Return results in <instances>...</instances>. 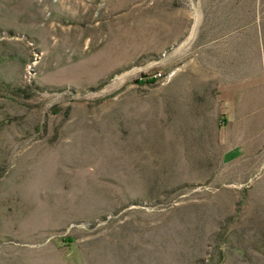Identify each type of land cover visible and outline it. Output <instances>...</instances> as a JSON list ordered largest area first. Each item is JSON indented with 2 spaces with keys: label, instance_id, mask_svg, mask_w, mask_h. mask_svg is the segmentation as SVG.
<instances>
[{
  "label": "rangeland",
  "instance_id": "rangeland-1",
  "mask_svg": "<svg viewBox=\"0 0 264 264\" xmlns=\"http://www.w3.org/2000/svg\"><path fill=\"white\" fill-rule=\"evenodd\" d=\"M0 264H264V0H0Z\"/></svg>",
  "mask_w": 264,
  "mask_h": 264
},
{
  "label": "trees",
  "instance_id": "trees-1",
  "mask_svg": "<svg viewBox=\"0 0 264 264\" xmlns=\"http://www.w3.org/2000/svg\"><path fill=\"white\" fill-rule=\"evenodd\" d=\"M155 80H156L155 78H150V77L144 75V76H141L139 78H136L135 82L138 84H144V83H153V82H155Z\"/></svg>",
  "mask_w": 264,
  "mask_h": 264
}]
</instances>
